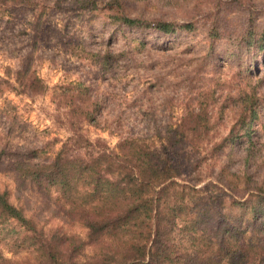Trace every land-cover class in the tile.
<instances>
[{
  "label": "rangeland",
  "instance_id": "obj_1",
  "mask_svg": "<svg viewBox=\"0 0 264 264\" xmlns=\"http://www.w3.org/2000/svg\"><path fill=\"white\" fill-rule=\"evenodd\" d=\"M81 1L82 6L74 0H0V77L11 82L0 94L3 156H30L36 149L35 161L51 159L74 133L101 139L110 148L128 137L161 149L169 127L180 129L201 112L209 117L210 136L181 151L190 165L179 183L201 187L216 181L231 148L235 160L229 170L246 169L250 146L253 179L246 186L264 187V49L242 42L252 22L264 28V0H131V17L174 22L172 33L114 23L105 9L110 0ZM224 1L228 4L221 9ZM187 22L194 23L192 28H183ZM28 65L26 79L42 78L45 92L33 93L17 82L19 70ZM79 83L101 102L96 121L72 112L60 95ZM252 95L259 98L258 116L251 120L247 112L242 121L247 108L242 100ZM232 130L240 138L212 155L214 144ZM243 188L242 181L234 190L238 198L250 195ZM4 190L46 232L61 229L87 240V228L64 216L57 192L45 195L10 169L0 173ZM18 232L14 221L0 225V251L23 259L29 254L11 250Z\"/></svg>",
  "mask_w": 264,
  "mask_h": 264
},
{
  "label": "trees",
  "instance_id": "obj_2",
  "mask_svg": "<svg viewBox=\"0 0 264 264\" xmlns=\"http://www.w3.org/2000/svg\"><path fill=\"white\" fill-rule=\"evenodd\" d=\"M130 2L107 3L105 9L114 23L175 32L174 22L131 17ZM227 2L221 3V9ZM193 24L182 26L190 29ZM253 24L243 33L242 42L261 51L264 28L260 31ZM133 41L144 44L139 38ZM24 71L28 74L29 65L19 70L17 82L33 93L45 92L47 85L42 78L32 74L26 79ZM8 85L11 82L0 77V94ZM77 85L66 88L61 97L72 112L96 121L101 102L81 83ZM258 100L257 95L245 96L242 102L247 108L242 114L249 112L251 120L257 117ZM246 119L244 115L242 121ZM169 128L161 137V149L128 137L110 148L101 139L93 141L74 133L51 159L35 161L40 157L36 149L30 156L12 159L0 152V173L10 169L23 181H32L45 195L57 192L64 216L87 228V240L61 229L48 233L11 202L7 190L0 191V225L14 221L19 228L11 250L15 255L21 251L29 254L14 259L0 251V264H264V187L246 186L253 179L249 171L252 147L247 148L246 169L229 170L235 160L231 148L216 181L201 187L181 185L179 178L190 165L181 151L189 145L200 146L212 126L209 117L199 112L180 129ZM245 128L250 141V129ZM240 136L232 130L214 144L211 154L233 146ZM242 181L244 195L251 191L245 199L234 191ZM88 245L93 247L92 253L86 252Z\"/></svg>",
  "mask_w": 264,
  "mask_h": 264
}]
</instances>
